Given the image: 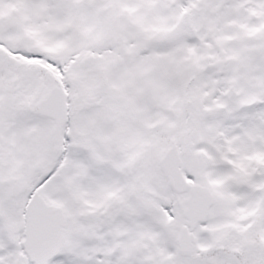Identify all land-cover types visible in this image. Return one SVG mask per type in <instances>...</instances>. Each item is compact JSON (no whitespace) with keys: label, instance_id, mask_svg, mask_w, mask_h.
Segmentation results:
<instances>
[{"label":"snow or ice","instance_id":"1","mask_svg":"<svg viewBox=\"0 0 264 264\" xmlns=\"http://www.w3.org/2000/svg\"><path fill=\"white\" fill-rule=\"evenodd\" d=\"M0 264H264V0H0Z\"/></svg>","mask_w":264,"mask_h":264}]
</instances>
